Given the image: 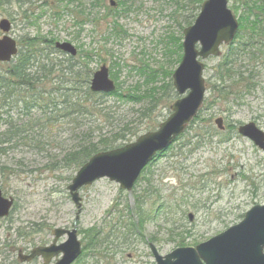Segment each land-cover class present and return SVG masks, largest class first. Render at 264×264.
Segmentation results:
<instances>
[{"label":"rangeland","instance_id":"374dc122","mask_svg":"<svg viewBox=\"0 0 264 264\" xmlns=\"http://www.w3.org/2000/svg\"><path fill=\"white\" fill-rule=\"evenodd\" d=\"M261 1L227 0V8L240 24V17L247 14L244 3ZM186 2L193 3L125 0L126 6L120 8L117 0H10L6 6L0 5V21L10 22L8 36L17 43L37 41V37L53 39L55 44H71L76 56L81 46L91 53L92 74L104 65L114 86L143 98L119 105L107 97L105 105L110 115L115 113L112 125L92 119L79 120V126L56 120L43 132H37L35 126L28 132L26 143L11 144L0 153V191L3 198L13 199L9 215L0 219V264L17 263L18 252L28 255L36 247L48 246L55 229L77 230L83 247L78 264H154L150 245L161 256L178 247H194L238 224L252 207L264 205V152L227 128L253 123L264 134V62L251 81L255 89L241 92L237 101L232 96L226 100L216 91L221 86L231 87L240 78L243 81L253 64L248 56L238 59L233 68L236 75L223 82L217 80L218 64L238 40L222 45L219 58L203 61L206 90L197 117L132 184L138 212L143 210L146 217L142 228L133 226L132 235L122 239L126 233L121 222L126 217L127 193L107 178L79 190V213L68 194L67 187L78 169L67 166L64 159L84 137L90 134L96 138L122 126L132 129L154 122L142 117L154 93L161 97L153 120L160 123L171 114L169 106L173 102L166 100L171 92L162 93L182 57L178 44L187 26H181L183 12L179 8ZM113 9L118 15L110 14ZM113 27L118 34L111 32ZM244 33L249 32L244 30L237 36ZM262 44L253 51L264 55ZM261 59L264 61V56ZM2 71L4 66L0 64ZM11 117L16 124L28 118L37 121V112L4 107L0 110V131ZM218 118L223 119L225 135L217 133L214 123ZM205 130L210 133L207 137ZM131 139L132 143L136 140ZM131 216L135 225L137 220ZM38 227L43 231L37 232ZM89 229L98 231L102 242L85 250L83 232ZM64 240L62 237L59 242ZM29 264L42 261L36 258Z\"/></svg>","mask_w":264,"mask_h":264},{"label":"water","instance_id":"95a60500","mask_svg":"<svg viewBox=\"0 0 264 264\" xmlns=\"http://www.w3.org/2000/svg\"><path fill=\"white\" fill-rule=\"evenodd\" d=\"M237 29L238 23L227 8V0H206L202 3L193 25L183 30V55L172 74L177 94H187L170 106L171 115L159 125L157 131L143 134L135 142L121 148L98 153L78 170L67 187L78 213V191L81 188L98 179L107 178L117 183L121 189H131L142 169L154 156L182 134L203 101L204 67L198 59L218 57L219 46L232 42ZM0 31L3 33L0 39V63H8L17 55V46L15 40L7 36L10 31L7 20L0 21ZM55 48L71 57L76 56L75 48L69 43H56ZM90 84V90L94 93L108 94L115 91L114 83L109 79L108 69L104 65L93 74ZM215 124L219 130H223L221 119H217ZM237 131L264 151V134L253 123L240 126ZM12 204L13 199L3 198L0 191V219L8 216ZM77 216L78 214L76 219ZM191 219L189 215V220ZM76 232V229H55L48 246L36 247L29 255L19 252V262L27 263L40 257L42 264H50L52 259H56L53 264H73L81 254V242ZM64 236L66 241L58 244V240ZM150 249L155 264H264V205L252 207L237 225L195 247L177 248L165 256L159 255L152 245Z\"/></svg>","mask_w":264,"mask_h":264},{"label":"trees","instance_id":"16d2710c","mask_svg":"<svg viewBox=\"0 0 264 264\" xmlns=\"http://www.w3.org/2000/svg\"><path fill=\"white\" fill-rule=\"evenodd\" d=\"M9 1L0 0V5L6 6ZM14 1L19 2L20 0ZM117 1L120 8L126 6L125 0ZM192 1L194 6L190 2H186L185 6L182 5L179 8V11L182 10L183 12L181 15V26H189L193 23L204 0ZM244 4L247 14L245 18L240 17L239 35L244 30H247L249 33H244L243 37L240 38L239 35L236 37L237 43L233 47H231L232 45L230 46L228 52L218 64L217 80L223 82L225 79H230L232 74L236 75L237 71L234 72L233 68L238 59L241 60L243 57L248 56L253 64L243 81L240 78L231 87L221 86L220 89L216 88V91L220 94L222 93L221 96L226 100L228 96L234 97V100L238 99L241 92H250L255 89V83L253 82L252 84L251 81L255 80L256 76H258L256 71L259 64L262 65L264 62L261 59L264 55H261V52L257 50L253 51L256 46H262L264 42V1L258 3L252 2V4L245 2ZM109 11L110 14L117 13L115 9ZM115 31L113 27L111 32L115 35L119 33ZM53 44V39L43 37H37V41L35 39H26V41L19 43L21 49L18 51V54L9 63L3 64L4 71L0 73V110L7 107L13 110L20 109L26 113L36 111L37 121L28 118L25 122L16 124L12 117L6 120L4 123L6 125L5 129L0 131V153H4L6 148L11 144L13 145L19 141L26 143L25 140L29 138L28 132H31L35 126L37 127V132H43L44 129L49 130L54 126L57 122L56 120L66 121L74 125L78 124L77 126H79V120L92 119L94 122L99 120L107 126L112 125L115 113L110 115L109 108L105 105L107 97H112L119 105L123 101H143L140 95L135 93L132 95L126 94L117 86L115 92L108 95L92 93L89 90L92 76V70L89 69V62L92 58L91 53L84 51L79 46L77 56L70 57L56 51ZM178 49L179 51L181 50L180 44H178ZM35 62H37V65H34ZM242 74L246 73L243 72ZM242 74L238 73V77H242ZM172 89L170 79L166 83L162 93L163 96L167 92H171V95H166L168 102H173L177 99V95L175 92H172ZM160 97L157 93L152 94L150 103L143 110L142 117H145L147 121L154 122L143 123L141 127H134L132 129L122 126L118 131L113 130L105 136H98L96 138L91 137L89 134L82 139V142L78 146L68 152L69 154L64 159L67 166L79 169L92 156L124 146L132 141L131 138L136 139L142 133L155 131L159 123L153 120V110ZM152 102L154 104L150 105ZM48 114L52 116H47ZM227 128L229 130H236L234 126H227ZM217 133L220 134L219 132ZM209 135V131L205 130L204 136L207 137ZM160 155L158 154L156 158ZM125 210L127 218L123 217V221L121 222H124L126 226L125 228L122 225L126 232L122 237L123 240L132 235L134 226L127 212L126 204ZM143 212L142 210L141 214H139L137 204V228H142L146 222ZM38 228L39 231L37 232L43 231L42 228ZM83 235L86 237L84 242L85 250L89 246L95 247L101 240L99 232L95 229L86 230L83 232ZM23 237H25L24 234ZM79 261L77 260V264ZM11 264L17 263L12 262Z\"/></svg>","mask_w":264,"mask_h":264},{"label":"flooded vegetation","instance_id":"af4514ba","mask_svg":"<svg viewBox=\"0 0 264 264\" xmlns=\"http://www.w3.org/2000/svg\"><path fill=\"white\" fill-rule=\"evenodd\" d=\"M238 32H239V28H238Z\"/></svg>","mask_w":264,"mask_h":264}]
</instances>
